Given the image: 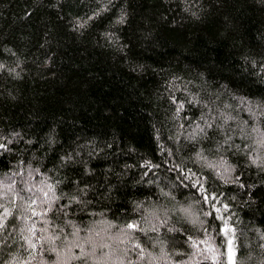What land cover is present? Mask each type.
Returning a JSON list of instances; mask_svg holds the SVG:
<instances>
[{"label": "trees", "instance_id": "obj_1", "mask_svg": "<svg viewBox=\"0 0 264 264\" xmlns=\"http://www.w3.org/2000/svg\"><path fill=\"white\" fill-rule=\"evenodd\" d=\"M0 224V264H264V0H0Z\"/></svg>", "mask_w": 264, "mask_h": 264}, {"label": "snow or ice", "instance_id": "obj_2", "mask_svg": "<svg viewBox=\"0 0 264 264\" xmlns=\"http://www.w3.org/2000/svg\"><path fill=\"white\" fill-rule=\"evenodd\" d=\"M51 190H52V189H51V186H49V191H51ZM45 195H47V193H45ZM33 203H35V201H33ZM30 207H31V206H30ZM7 214H8V213H7V210H5V216H6ZM37 214H38V213H36V212L33 210V215H37ZM45 214H46V213H45ZM0 227H3V225L0 224ZM136 227H137V226H136L135 224H128V225H127V228H129V229H135ZM33 229H34V226H33V228H29V232H33ZM44 231H46V229H44ZM25 239H28V238H25ZM48 239H51V238H48ZM28 243H29V246H30V247L35 248V244H32L30 240H28ZM228 243H229V245L231 246V243H232V242L229 241ZM77 246H79V245H77ZM79 247H81V256H87L88 253H85V252H84L82 246H79ZM136 247H139V245H136ZM53 250H55V249H53ZM209 250H210V249H209ZM81 256L73 257V259H80ZM231 261H232V249H231V247H229V262H230V264H231Z\"/></svg>", "mask_w": 264, "mask_h": 264}, {"label": "rangeland", "instance_id": "obj_3", "mask_svg": "<svg viewBox=\"0 0 264 264\" xmlns=\"http://www.w3.org/2000/svg\"><path fill=\"white\" fill-rule=\"evenodd\" d=\"M229 241H231V239L229 237H227L226 238L227 259L229 261V247H231V249H232V261H231V264H234V261H233V257H234L233 244L231 243V246H230L229 243H228Z\"/></svg>", "mask_w": 264, "mask_h": 264}]
</instances>
